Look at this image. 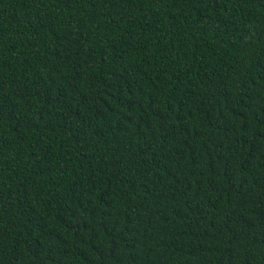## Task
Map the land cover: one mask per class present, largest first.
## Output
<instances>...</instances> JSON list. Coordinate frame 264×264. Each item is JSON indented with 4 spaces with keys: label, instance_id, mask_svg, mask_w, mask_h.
<instances>
[{
    "label": "trees",
    "instance_id": "obj_1",
    "mask_svg": "<svg viewBox=\"0 0 264 264\" xmlns=\"http://www.w3.org/2000/svg\"><path fill=\"white\" fill-rule=\"evenodd\" d=\"M0 264H264V0H0Z\"/></svg>",
    "mask_w": 264,
    "mask_h": 264
}]
</instances>
